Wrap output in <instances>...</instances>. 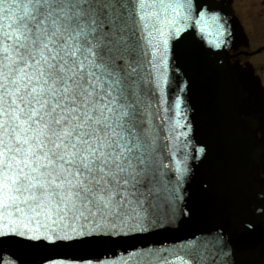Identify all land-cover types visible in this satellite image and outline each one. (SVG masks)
<instances>
[{
	"label": "snow or ice",
	"instance_id": "6c2138e0",
	"mask_svg": "<svg viewBox=\"0 0 264 264\" xmlns=\"http://www.w3.org/2000/svg\"><path fill=\"white\" fill-rule=\"evenodd\" d=\"M219 20L206 0H0V245L21 253L0 264H264V243L222 229L106 247L183 211L190 168L162 135L169 41L192 24L222 36Z\"/></svg>",
	"mask_w": 264,
	"mask_h": 264
},
{
	"label": "water",
	"instance_id": "95a60500",
	"mask_svg": "<svg viewBox=\"0 0 264 264\" xmlns=\"http://www.w3.org/2000/svg\"><path fill=\"white\" fill-rule=\"evenodd\" d=\"M206 2L209 11L219 15L224 34L217 36L214 28L201 34L198 26L190 25L181 37L169 41L164 70L167 81L161 107L169 117L162 133L168 137L164 143L173 161H184L190 168L181 185L179 208L183 211L171 223L130 234L106 247H170L192 239L193 234L201 236L220 229L234 242L257 247L264 243V217L259 215L264 201L253 180L260 153L254 137L258 122L242 112L244 90L226 52L227 19L233 11L228 0ZM177 98L179 109L175 107ZM176 121L180 124L169 131ZM182 132L187 135L181 136ZM200 148L205 151L199 152ZM248 224L254 231H242ZM0 248L6 260L21 258L12 245L5 243ZM115 264H120V258Z\"/></svg>",
	"mask_w": 264,
	"mask_h": 264
},
{
	"label": "flooded vegetation",
	"instance_id": "af4514ba",
	"mask_svg": "<svg viewBox=\"0 0 264 264\" xmlns=\"http://www.w3.org/2000/svg\"><path fill=\"white\" fill-rule=\"evenodd\" d=\"M235 14L230 19V42L228 53L236 72L244 79L247 95L246 111L257 112L262 119L258 128L259 144L264 146V0H231ZM244 10L251 12L257 29H248ZM257 33L252 35L250 32ZM255 37V38H253ZM262 48L259 53L246 55L244 52H253ZM256 181L264 187V150L261 163L258 165Z\"/></svg>",
	"mask_w": 264,
	"mask_h": 264
},
{
	"label": "rangeland",
	"instance_id": "374dc122",
	"mask_svg": "<svg viewBox=\"0 0 264 264\" xmlns=\"http://www.w3.org/2000/svg\"><path fill=\"white\" fill-rule=\"evenodd\" d=\"M244 13L246 14V16H247V19H246V22L244 23L245 24V26H246V24H247V28L248 29H251V30H256L257 29V25H256V22L254 21V17L252 16V13L251 12H248V11H246V10H244ZM250 34H252V35H257V33L255 32V33H253L252 31L250 32ZM253 38H255V37H253ZM261 38L262 39H264V36H261Z\"/></svg>",
	"mask_w": 264,
	"mask_h": 264
}]
</instances>
